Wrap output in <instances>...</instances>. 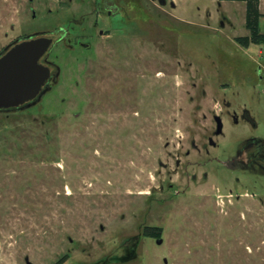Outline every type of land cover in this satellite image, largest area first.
Listing matches in <instances>:
<instances>
[{
  "label": "rangeland",
  "instance_id": "rangeland-1",
  "mask_svg": "<svg viewBox=\"0 0 264 264\" xmlns=\"http://www.w3.org/2000/svg\"><path fill=\"white\" fill-rule=\"evenodd\" d=\"M247 1L0 0V55L47 36L60 68L0 111V264H264V168L239 159L264 139Z\"/></svg>",
  "mask_w": 264,
  "mask_h": 264
},
{
  "label": "water",
  "instance_id": "water-1",
  "mask_svg": "<svg viewBox=\"0 0 264 264\" xmlns=\"http://www.w3.org/2000/svg\"><path fill=\"white\" fill-rule=\"evenodd\" d=\"M52 44L50 37L31 36L14 44L0 57V110L19 108L40 96L51 76L50 68L41 59ZM216 122L220 133L221 118L216 117Z\"/></svg>",
  "mask_w": 264,
  "mask_h": 264
},
{
  "label": "flooded vegetation",
  "instance_id": "flooded-vegetation-1",
  "mask_svg": "<svg viewBox=\"0 0 264 264\" xmlns=\"http://www.w3.org/2000/svg\"><path fill=\"white\" fill-rule=\"evenodd\" d=\"M114 7L117 8V11L115 12V15H121L123 17L124 11H122V7H117L116 5H114ZM107 16L109 18H111V17H113V14L109 11ZM123 18H125V20L127 19V17H123ZM101 33H102V31H101ZM78 43H79V46L82 47V48H85V49L89 48V44L88 43H85V42H83L81 40H79ZM5 53L0 55V57H2ZM46 55L41 59V63L50 68L51 76H50L49 80L47 81L45 87L43 88L40 96H38L35 100H33V101H31V102H29V103H27V104H25V105H23V106H21L19 108H13V109H20V108L25 107L27 105L34 104L43 94H45L47 92V90L50 89L51 84L53 82L57 81V79L59 77V74H60V68L57 67L55 64L51 63L47 59ZM54 67L57 70L56 73L53 72V68ZM6 110H12V109H6ZM0 111H3V110H0ZM247 142H248L247 145L244 146L242 148V150H241V155H240L239 159L242 160V162H244L249 167L251 165H253V168L263 169L264 166L262 164V161L264 160V139H261V140L260 139H250Z\"/></svg>",
  "mask_w": 264,
  "mask_h": 264
},
{
  "label": "trees",
  "instance_id": "trees-1",
  "mask_svg": "<svg viewBox=\"0 0 264 264\" xmlns=\"http://www.w3.org/2000/svg\"><path fill=\"white\" fill-rule=\"evenodd\" d=\"M247 2L248 21L246 26L251 32V37L240 38V41L245 42L251 39L255 43L264 42V34L260 31V19L262 16L258 9V2L257 0H248ZM160 233V228H147L145 231V235L148 237H158Z\"/></svg>",
  "mask_w": 264,
  "mask_h": 264
}]
</instances>
